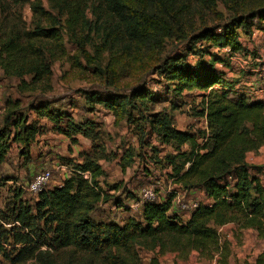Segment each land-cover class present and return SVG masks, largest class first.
Returning <instances> with one entry per match:
<instances>
[{
	"label": "trees",
	"instance_id": "trees-1",
	"mask_svg": "<svg viewBox=\"0 0 264 264\" xmlns=\"http://www.w3.org/2000/svg\"><path fill=\"white\" fill-rule=\"evenodd\" d=\"M87 1L48 0L51 10L64 18L63 27L70 36L85 23ZM89 1L95 28L104 32L106 43H114L125 53L132 47L154 52L167 39L187 45L185 54L166 57L155 73L171 85L169 92L174 98L187 93L200 100L202 110L198 116L205 120V132L177 131L170 119L159 115H150L145 120L150 127H156L161 144L172 151L171 157L164 158L170 170L169 182L185 193L199 191L206 202L197 205L184 222L171 212L173 193L163 201L142 203L140 221L128 218L122 225L96 221L93 214L98 204L111 200L120 206V202L108 198L100 188L99 179L104 176L100 166L86 162L75 166L70 177L59 186L39 193L32 207L22 202V194L16 190L14 197L19 206L13 222L33 235L35 221L39 220L50 235L49 251L83 256L97 264H138V250L152 254L148 264H160L159 259L166 254H175L185 261L193 253L199 260L225 264L229 245L218 230L227 225L251 230L264 242V186L252 174L257 168L245 162L247 154L264 149V100H250L238 89L239 82H228L223 71L232 55L244 52L240 33L249 36L254 22L264 29V0L257 7L251 0H223L233 18L223 26L204 25L197 29L190 23L194 13L183 0ZM198 1L204 5L205 0ZM208 5L214 6L211 1ZM30 10L33 16L52 21L50 27L28 31L13 28L5 20L0 26V71L4 79L16 81L15 90L20 95L49 92L51 60L57 62L65 51L58 20L38 4L31 3ZM46 43H55L49 49V58L44 52ZM74 44L79 54L85 56L86 38L75 39ZM223 49L229 53H220ZM189 56L193 63L187 61ZM218 65L222 68H217ZM254 87H264V77ZM82 94L90 112L102 107L117 117L128 115L136 103L154 106L161 100L140 88L132 89L128 96ZM19 101L8 98L4 102L0 164L13 144L21 148L22 158L28 161L30 147L42 129L37 123L28 122ZM53 105V102L29 104L27 112L45 121L51 131L72 144L76 143V135L92 138V122L76 123L63 111L50 109ZM184 147L186 150H182ZM28 242L24 238L16 241L28 248L19 254L17 264L31 260L34 264H52L46 263L43 254L36 255L40 248L26 245ZM23 253L27 254L20 259ZM253 264H264V252Z\"/></svg>",
	"mask_w": 264,
	"mask_h": 264
},
{
	"label": "rangeland",
	"instance_id": "rangeland-1",
	"mask_svg": "<svg viewBox=\"0 0 264 264\" xmlns=\"http://www.w3.org/2000/svg\"><path fill=\"white\" fill-rule=\"evenodd\" d=\"M183 1L194 13L190 19L193 29L204 25L223 26L233 18V14L226 9L228 5H223V0H205L204 5L198 0ZM208 1L213 2L214 6L208 5ZM262 1L251 0L254 7ZM251 2L247 1L249 4ZM31 3L38 4L44 12L58 20L60 24L58 29L61 31L65 51L59 60L56 59L57 62L54 63L50 59L53 63L51 90L45 94L37 91L20 95L15 90L16 81L4 79L0 71V127L4 102L9 98L12 101L20 100L19 104L21 108H25L24 114L28 122L41 124V130L45 129L35 137L37 139L30 147L28 161L22 158L21 148L13 144L4 162L0 164V264L18 263L19 254L28 249L24 244L16 243L20 238H24L25 242L29 241L26 244L28 246L39 247L36 255L43 254L46 263L97 264L84 259L83 256L49 251L47 244L50 235L47 233V227L39 220L35 221L36 232L33 235L14 223L12 218L19 206V200L14 197L15 192L20 190L22 202L32 207L36 197L24 190L35 175L48 170L51 179L46 190H50L61 184L63 179L69 178L71 169L75 166L93 162L98 164L104 173L99 179L102 191L108 198H116L120 202V206L117 202L114 205L111 200L98 204V209L93 214L94 219L104 221L110 219L118 223L124 222L127 218L140 221V210L137 205L139 195L142 190H151L157 199L163 200L170 195L169 193H173L171 212L175 213L182 222L186 221L191 212L190 206L205 203L203 195L199 191L182 192L169 182L167 174L170 170L166 168L164 158L171 157L172 151L161 144L158 130L156 127H150L145 119L150 115H159L170 119L172 127L177 131L205 132V120L198 116L202 110L200 100L193 95L174 98L169 92L171 85L155 73V68L166 57L185 54L184 49L187 45L175 39H167L161 48L154 52L132 47L125 53L115 47L114 43L111 42L113 46L106 43L104 32L95 28V18L91 14L93 8L90 7L89 0L85 4L88 8L85 23L71 36L63 27L64 18L58 17L56 12L51 10L48 0H0V26L5 20V23L13 28L17 26L28 31H33L36 27L49 28L52 21L45 17L33 16L30 10ZM253 24L249 36L245 37L240 33L239 38L244 52L237 55L236 59H230V63L229 61L225 63L223 71L228 82H239L240 91L249 96L250 100L259 101L264 100V92L261 94L262 92L256 89L254 84L264 76V29L256 22ZM85 38L87 45L85 56H82L77 51L74 40ZM54 46L55 43H46L44 52L48 58L49 49ZM187 61L193 63L194 59L189 56ZM217 68L221 69L222 66L218 65ZM137 88L156 94L155 97L161 100L154 106L136 103L125 117L114 116L102 107H95L93 112H90V107L86 105L82 94L107 93L128 96L132 89ZM46 102H53L54 105L50 109L63 111L76 123L92 122V138L76 135L74 137L76 143L72 144L67 138L51 131L49 126L43 120H38L32 112H27L29 104L39 105ZM245 162L257 168L252 174L257 175L259 182L264 186V149L247 154ZM59 165L70 169L66 168L67 171L62 174L56 170ZM258 170H261L259 174ZM178 193L179 196L176 197ZM178 200L182 203L176 206L174 202ZM182 207L186 208L182 209ZM218 233L229 245V256L225 264H253L254 260L264 252V242L253 231L239 230L234 225H228L218 230ZM26 254L23 253L20 259ZM137 254L138 264H148L152 257L151 253L144 250H138ZM175 257L177 258L176 255ZM159 263L176 264L172 254L160 258ZM22 264H34V261ZM179 264L216 263L209 261L202 263V260H198V255L193 253L187 260H180Z\"/></svg>",
	"mask_w": 264,
	"mask_h": 264
},
{
	"label": "built area",
	"instance_id": "built-area-1",
	"mask_svg": "<svg viewBox=\"0 0 264 264\" xmlns=\"http://www.w3.org/2000/svg\"><path fill=\"white\" fill-rule=\"evenodd\" d=\"M219 52L220 53H224V54L229 53V51L227 49H223V50H221ZM237 55L238 54L232 55L231 59H233V58L236 59ZM258 90H260V92H262L261 94H263L264 87H262V88H260ZM66 171H67V169H65V172ZM70 173H72V172H70ZM83 178L87 179L88 175L84 174ZM50 179H51V173L48 170L41 171L40 173H38L37 175L34 176V178L31 180V182H29L26 185V188H25L24 191L26 193H28L29 195L34 196V197L37 198L39 193H41V192L46 190V187L49 184ZM180 194H181V192H180ZM176 195H177L176 197H178L179 193L176 194ZM157 200L158 199L156 198L154 192L151 191V190H142L141 194L139 195V203H140V205L142 203H144V202H154V201H157ZM180 203H182V202H180ZM180 203H179V200L174 202V204H176V206L179 205ZM195 207H196V205L195 206H190V210L192 211L193 209H195ZM185 208L186 207H182V209H185Z\"/></svg>",
	"mask_w": 264,
	"mask_h": 264
},
{
	"label": "crops",
	"instance_id": "crops-1",
	"mask_svg": "<svg viewBox=\"0 0 264 264\" xmlns=\"http://www.w3.org/2000/svg\"><path fill=\"white\" fill-rule=\"evenodd\" d=\"M253 34H254V33H253ZM240 42H241V40H240ZM238 55H239V54H238ZM254 72H255V71H254ZM261 72H263V69L261 70ZM263 77H264V76H263ZM196 94H197V93H196ZM196 94H195V95H196ZM190 95H192V94H188V95H187V93H184V94H183L184 98H185V97H188V96H190ZM44 122H45V121H44ZM202 122H204V120H202ZM204 125H205V126H204V127H205L204 129H206V124H204ZM39 126H41V124H40ZM44 130H45V129H43V130H41V131L43 132ZM39 134H40V133H39ZM39 134H37V136H39ZM37 136H36V137H37ZM36 139H37V138H35V142H36ZM35 142H34V143H35ZM34 143H33V144H34ZM31 146H32V145H31ZM66 168H67V169H70V168H68V167H66V166H61V165H59V166H57V169H56V170L59 171V172L62 173V174H65V169H66ZM71 170H73V169H71ZM102 171H103V170H102ZM64 180H65V179H63L62 182H63ZM59 185H60V184H59ZM59 185H57V186H59ZM115 189H116V188H115ZM116 190H118V189H116ZM202 195H203V194H202ZM127 199H130V198H127ZM130 200H131V199H130ZM203 200H204V202H206L204 196H203ZM158 201H163V199H158ZM137 205H138L139 210H140V207H141V206H140V203L137 202ZM188 216H189V215H188ZM127 219H128V218H127ZM127 219H126V220H127ZM95 220H96V219H95ZM96 221H104V220H100V219H99V220H96ZM106 221H110V222H112V223H114V224H117V225H122V224H123V222L118 223V222H114V221H112V220H110V219H108V220H106ZM227 226H228V225H227ZM250 231H251V230H250ZM194 254H195V253H194ZM195 255H196V254H195ZM172 256H173V258H174L176 264H179V263H180V260H179L178 258L175 257V254H172ZM198 260H199V259H198ZM199 261H200V260H199ZM203 262H205V261H202V263H203ZM172 263H173V262H172ZM213 263H214V262H213Z\"/></svg>",
	"mask_w": 264,
	"mask_h": 264
}]
</instances>
